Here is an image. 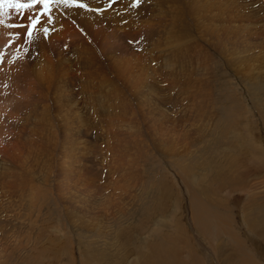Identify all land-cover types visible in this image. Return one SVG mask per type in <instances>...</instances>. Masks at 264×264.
Returning a JSON list of instances; mask_svg holds the SVG:
<instances>
[{
    "label": "rangeland",
    "instance_id": "1",
    "mask_svg": "<svg viewBox=\"0 0 264 264\" xmlns=\"http://www.w3.org/2000/svg\"><path fill=\"white\" fill-rule=\"evenodd\" d=\"M80 2L0 12V264H264V0Z\"/></svg>",
    "mask_w": 264,
    "mask_h": 264
},
{
    "label": "snow or ice",
    "instance_id": "2",
    "mask_svg": "<svg viewBox=\"0 0 264 264\" xmlns=\"http://www.w3.org/2000/svg\"><path fill=\"white\" fill-rule=\"evenodd\" d=\"M115 2V0H113ZM143 3V0H133L132 7L136 8L139 7ZM53 4H64L65 6L75 5L81 9H85L88 6L84 3H81L80 0H0V12L5 7L8 8H15L17 13L20 12L21 9L31 10L32 15H28L27 19L29 23L27 25L20 23H10L7 24L6 27L8 28H25V38L28 43H31L34 39L33 33L37 30V26L40 25L41 30L43 32L44 38L47 39L54 28H50L46 25H53L55 23L54 17L51 15V5ZM40 5L42 6L39 12H35V6ZM91 10V9H90ZM97 12H102V9H95ZM44 17L47 18L46 22ZM23 19V17H21ZM0 24H4L3 20H0ZM13 39H19V33H16ZM13 41H9V46ZM130 43H136L135 41H130ZM4 56L3 53H0V64L3 63Z\"/></svg>",
    "mask_w": 264,
    "mask_h": 264
},
{
    "label": "bare ground",
    "instance_id": "3",
    "mask_svg": "<svg viewBox=\"0 0 264 264\" xmlns=\"http://www.w3.org/2000/svg\"><path fill=\"white\" fill-rule=\"evenodd\" d=\"M52 15V14H51ZM45 20V19H44ZM255 156V155H254ZM204 191V190H203ZM197 204V203H196ZM211 205V207H213V208H215V209H217V207L219 208V206L218 205H213L212 203L210 204ZM198 206V205H197ZM211 207L208 209V208H206V211L203 209V211L202 212H198L197 213V218L200 220V221H196V223H197V225H198V228H199V230H200V232L201 233H205V226H211V227H213L214 226V224L217 222V219L216 218H221L220 217V215L218 214L217 216H214L213 214H212V210H211ZM211 210V211H210ZM220 210H217V212H219ZM205 222V226L203 225V223ZM249 225H250V227H251V231H253V230H255V228H256V221H250V223H249ZM208 239H214L215 237H216V235H215V232H214V230H212L211 232H210V234H209V236H206ZM210 237V238H209ZM263 237V236H262ZM173 248L171 247V248H169L168 249V251H164L163 250V253L165 254H163V256H162V254H160V252H162V251H157V249L155 250H153V253H155V255L153 254V256L151 257V258H146L147 259V261H146V259H144V257L145 256H142L141 258L143 259L142 260V263L141 264H146V262H148V264H173L174 263V261H173V254H175L174 252H173V250H172ZM167 250V249H166ZM188 250V249H187ZM166 255H168V256H166ZM160 256V257H159ZM157 257V258H156ZM187 257H189V256H187ZM154 258H156V259H154ZM193 259H191L192 260V263L194 264V262H195V259H194V257H192ZM162 260V261H161ZM178 261V260H177ZM171 262V263H170ZM184 263L185 264H190L191 262L190 261H188V260H185L184 261ZM191 263V264H192Z\"/></svg>",
    "mask_w": 264,
    "mask_h": 264
}]
</instances>
